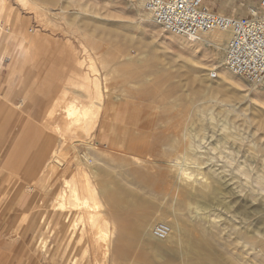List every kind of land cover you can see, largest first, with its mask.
Masks as SVG:
<instances>
[{
    "label": "rangeland",
    "instance_id": "374dc122",
    "mask_svg": "<svg viewBox=\"0 0 264 264\" xmlns=\"http://www.w3.org/2000/svg\"><path fill=\"white\" fill-rule=\"evenodd\" d=\"M3 1L16 15L14 23L22 16L27 32L30 28L39 38L9 84L20 39L11 43L5 34L0 42V264H65L67 257H76L77 264H236L219 245L190 236L191 218L202 207L229 228L221 243L238 256V264L240 259L255 264L254 255L240 249V230L253 236L264 230L256 220L264 203V83L228 71L219 49L208 41L210 33L190 39L167 31L145 9L144 0ZM205 2L220 13L245 15L260 0ZM95 23L128 33L136 45L112 47ZM73 54L81 65L71 60ZM127 61L138 69L136 79L123 74ZM160 68L173 73L180 87L169 98V108L145 93L146 87H155ZM193 81L204 93L183 105L178 124L173 111L179 97L190 94ZM88 92L93 99L85 97ZM90 100L96 103L86 117L77 121L68 114L71 104ZM124 171L134 174L124 179L119 173ZM137 178L143 188L122 186ZM199 180L219 192L184 198L197 192ZM76 191L90 201L89 208L75 199ZM61 192L62 212L78 219L70 228L82 231L76 240L63 232L64 216L52 211ZM114 196L121 214L135 215L132 222H118L135 238L129 253L119 258L114 253ZM183 198L186 216L181 218ZM140 217L148 223L143 233L137 230ZM158 222L171 225L168 238L153 236ZM108 239L113 243L104 255L97 244Z\"/></svg>",
    "mask_w": 264,
    "mask_h": 264
},
{
    "label": "bare ground",
    "instance_id": "6f19581e",
    "mask_svg": "<svg viewBox=\"0 0 264 264\" xmlns=\"http://www.w3.org/2000/svg\"><path fill=\"white\" fill-rule=\"evenodd\" d=\"M14 12L12 10V8L10 6H8V4L4 3L3 0H0V42L2 41L1 40V37L4 36L6 34V37H7V40L11 43H14L15 41L17 42L19 39H20V42H19V55H18V58L16 59V63L14 65V67L12 68L11 70V73H10V82H11V79H15L16 75L19 74L20 72H22V68H21V65L24 63V59L25 57L28 55V51L31 50L29 49V47L31 46V43L34 39H38L39 36L38 34H30V28L27 32V28H26V25H25V21L24 19L22 18V16H17V19H16V22L14 23ZM97 22V21H95ZM98 23V22H97ZM96 24V27H97V31H101V33H104V37L108 40H110V43L108 42V44H112L113 46L112 47H131V46H135L136 45V39H133L130 37V35H127L125 32H123L122 30L120 29H114L113 31H111L109 28H104L102 27V25L98 26ZM157 23V22H156ZM118 28V27H117ZM96 29V28H95ZM93 29V30H95ZM99 29V30H98ZM126 31H127V28H126ZM220 31H223V32H220ZM210 34H208L210 37V39H208L209 42H211L212 46H214L215 48L219 49V53L221 54V63L224 65L225 67V47H226V44H225V39L229 37V32L227 31H224V30H213L211 32H209ZM130 34V33H129ZM102 35H99V38L101 37ZM103 37V38H104ZM98 38V39H99ZM101 39V38H100ZM40 40V39H39ZM113 43H112V42ZM37 42V41H36ZM39 44V43H38ZM225 44V45H224ZM36 45V44H35ZM96 45V43H95ZM33 46V45H32ZM96 46H99V45H96ZM95 46V47H96ZM225 46V47H224ZM85 48V47H84ZM86 49V48H85ZM118 49V48H117ZM223 50V52H222ZM5 51V50H4ZM85 51V50H84ZM117 51V50H116ZM223 54V55H222ZM118 55V54H117ZM34 57V56H32ZM31 57V58H32ZM48 57V56H47ZM90 58V57H89ZM91 59V58H90ZM71 60H73L76 65H81L83 63V61L80 60L79 57H76L74 54L72 55L71 57ZM47 63V62H46ZM45 63V65H47ZM50 64V63H49ZM18 65V66H17ZM123 67H122V70H123V74H126L128 75V77H132V79H136L137 77H139V73H138V69L134 66V63H131L129 61L127 62H123ZM223 67V66H222ZM226 68V67H225ZM77 69V68H76ZM198 68L196 67L195 68V71L198 72ZM78 71V70H77ZM156 73V76H155V80H153V85H155V87H146L145 89V93L148 95L149 98H159V100L162 102V104L165 105L166 108H169L170 106V102H169V98L172 96V95H175L177 92H179L180 90V87L179 86H176L174 85L173 83V73H171L170 71L166 70V69H158L155 71ZM178 75V74H177ZM223 75V74H222ZM12 79V80H13ZM137 82L141 83V84H144L146 83V81L142 80V79H137L136 80ZM12 83V82H11ZM28 84V83H27ZM26 84L23 83V85L21 86V88H24ZM149 85V84H148ZM159 85H164L163 88H159V89H155L156 87L158 88ZM191 87H190V94L187 95V96H182V97H179V101H180V105H176V110L173 111V114H172V118H175V120L177 121V123H181V120H182V114L184 113V110H186V108L184 109L183 108V105L185 104H188L189 101L192 102L193 98L196 96V95H200V94H203L204 91L200 88H198L196 86V83L193 81L190 83ZM10 87V86H9ZM94 87L98 89V84L97 83H94ZM14 87L11 86V89L12 90ZM69 88V87H68ZM59 90V89H58ZM31 91H32V95H34V91L35 89L31 88ZM52 92V91H51ZM100 92V91H98ZM55 94V93H54ZM33 97V96H32ZM86 98H92V96L90 95V93L88 92V94L85 95ZM93 99V98H92ZM102 98H100L101 100ZM94 103H96V101L94 100H90V102H83V103H77V104H71L70 107L68 108V113L69 115H74L76 116V120H80L82 116H85L87 114L90 113V111L93 109V105ZM96 105V104H95ZM99 105L100 106H105V103H101L99 102ZM18 107V106H17ZM189 108V107H187ZM20 112L22 113L23 110L21 108H19ZM67 111V110H66ZM44 113V112H43ZM48 112H46L47 114ZM169 113V112H168ZM29 114V113H28ZM66 118L68 116H65ZM63 118H64V115H63ZM29 119V118H28ZM69 119V118H67ZM66 121V119H64ZM74 120V119H72ZM83 120V119H82ZM106 124L107 123H102V127L105 129L106 128ZM175 124V123H174ZM84 128V127H83ZM168 129V128H167ZM171 130V128H170ZM155 131V130H154ZM168 132V131H167ZM174 134H176L174 132ZM119 135V134H118ZM61 137V136H60ZM67 138V137H65ZM62 140V139H61ZM192 147V146H191ZM57 151V150H56ZM227 161H231V158L229 156L226 157ZM180 171V170H179ZM184 170H182L183 172ZM145 172V171H144ZM181 172V171H180ZM120 175H122L121 178H127L128 175H133L134 173L133 172H119ZM139 173V172H137ZM240 173L242 175L245 176V178H248V174L244 171H241L240 170ZM140 174V173H139ZM180 174V173H179ZM118 176V175H117ZM140 176V175H139ZM115 178V177H113ZM141 178V177H140ZM140 178H137L136 181L134 180H130V181H125L123 182L122 186L124 185L125 187L127 186H130L132 189H133V186L134 187H138L141 185V181L138 180ZM71 180V179H70ZM144 180V179H143ZM89 181V180H87ZM117 181V180H116ZM119 181V180H118ZM145 181V180H144ZM73 182V181H72ZM122 182V181H121ZM257 182L260 184L263 182L262 179H257ZM83 183V182H82ZM118 183V182H117ZM145 183V182H143ZM198 183L200 184V187H198L197 192L195 194H192L191 192L187 193V196H183L184 198H186L188 200V198H194L193 196L198 194V195H201V196H204L206 198H210L212 196L213 193H218L219 189H213V190H209L207 188V185L204 184V180H199ZM146 184V183H145ZM117 185V184H116ZM120 186V185H119ZM77 187V186H76ZM109 187V186H108ZM141 187L143 188L144 185H141ZM147 187V186H146ZM127 189V188H126ZM130 190V188H128ZM127 189V190H128ZM119 190V188H118ZM109 191H113L114 190H110ZM123 191V190H122ZM161 191V190H160ZM74 192V191H73ZM79 192V191H78ZM158 192V191H157ZM65 193V192H64ZM83 193V192H81ZM90 193V191H89ZM119 193V192H118ZM117 191H116V194H118ZM183 193V192H182ZM181 193V194H182ZM84 194V193H83ZM108 194H111V192ZM122 194V192L120 193V195ZM156 194V192H155ZM180 194V195H181ZM113 195V194H112ZM123 195L124 192H123ZM73 196V195H72ZM91 198H92V195L90 194ZM94 196V195H93ZM110 196V195H109ZM132 195H130L131 197ZM64 194L61 192L60 194V200L57 201L56 203H53L51 204V207H53L52 211L54 209H57L59 210L58 211V215H62L64 216V220H63V224L62 226H64V229H63V232L65 231L67 237L70 238V241L74 240L78 235L82 234V231L80 228H70L71 226H76L77 222H78V219H73L72 216L70 214H68L67 212H62L65 210V202L63 200H65L64 198ZM74 197L75 199H80L77 191L74 193ZM84 197V196H83ZM108 197V196H107ZM128 197V196H127ZM125 197V199L127 198ZM90 198V197H89ZM95 198V197H94ZM118 196H114V199H115V204H111L115 210L113 211L112 213V222L113 220L115 221V231L114 233L116 234V244H115V249H114V253H116L117 255V258L120 257V255H123V254H128L129 253V248L131 247V241L135 238L134 235L132 234V229H128L127 226L123 227V228H119L118 227V222H129L132 218L135 217L134 214L132 213H127V214H121L120 213V209L118 207V202H117V199ZM123 198V197H122ZM184 198H183V202L180 203L179 205V211H180V216L181 218H184V213H183V207H184ZM107 199V198H106ZM109 199V198H108ZM107 199V200H108ZM120 199V197H119ZM124 199V198H123ZM130 198H128L129 200ZM72 200V199H71ZM81 200V199H80ZM92 200V199H91ZM121 200V199H120ZM127 200V199H126ZM125 200V201H126ZM82 203H84L87 207L90 205L89 204V200L88 199H82L81 200ZM93 201V200H92ZM112 201V200H111ZM122 201V200H121ZM137 201V200H136ZM135 201V202H136ZM117 202V204H116ZM124 201H122L123 203ZM120 203V201H119ZM148 203V202H147ZM150 203V202H149ZM148 203V204H149ZM77 204V203H76ZM125 203L124 202V205L122 206H125ZM131 204V203H130ZM137 204V203H136ZM84 205V206H85ZM121 205V204H120ZM119 205V206H120ZM139 205V204H138ZM142 205V204H140ZM260 209H257L259 215L257 216V221L258 222H262L263 226L264 227V203L260 204ZM143 206V205H142ZM121 207V206H120ZM130 207V206H129ZM135 207V206H134ZM148 207V205H147ZM83 208V207H82ZM89 208V207H88ZM67 209V208H66ZM138 210V209H137ZM89 213V212H88ZM135 213V212H134ZM144 213V211H143ZM145 214V213H144ZM59 216V217H60ZM98 216V215H97ZM142 217V216H141ZM140 217V220H137L139 221L138 223V227H137V230H139L138 232H144L146 230V227L148 226L146 222L141 221ZM212 215L210 214V212L207 211V208L205 207H202L201 208V211H198L194 214V216L191 218V228L189 229V234L192 238H195L196 240H205V241H208V242H213L217 245H219L220 247H222L228 254L229 256L232 258V260L234 261V263L238 264L239 262V258L238 256L230 253L227 249V246H225L224 244L221 243V239H222V236H223V233L224 231H228L229 228L227 229L226 227H224L222 225V223L216 221L215 219L211 218ZM137 218V216H136ZM180 218V219H181ZM243 218V217H242ZM105 219V223H109L110 222V219ZM98 220V218H93L92 222H96ZM101 220V219H100ZM129 220V221H128ZM133 220V219H132ZM135 220V219H134ZM77 221V222H76ZM136 221V220H135ZM61 222V221H60ZM76 222V223H75ZM101 222V221H100ZM132 222V221H130ZM62 223V222H61ZM93 223V225H94ZM136 223V222H135ZM132 224V223H130ZM179 224V223H178ZM108 226V225H107ZM122 226V225H121ZM234 230V228H232ZM259 229V228H257ZM260 229H263V228H260ZM62 230V229H61ZM136 230V231H137ZM260 231V230H259ZM264 231V230H263ZM263 231H261L260 233H258L257 235L253 236L249 233H246L245 231H242L240 230V242H242L241 246H240V249L242 252H244L243 254H249L250 255H254L255 259L256 260V263L255 264H264V233H262ZM172 232V230H171ZM170 232V233H171ZM169 233V235H170ZM86 234V233H85ZM153 234V232H152ZM87 235V234H86ZM168 235V236H169ZM101 236V234H100ZM137 236V235H136ZM154 236V235H153ZM168 236L166 238H168ZM138 237V236H137ZM155 237V236H154ZM68 238V239H69ZM158 239V238H157ZM76 240V239H75ZM82 242V241H81ZM133 242V241H132ZM112 240L111 239H108L107 241L103 242V243H99L97 244V248L100 249V251L104 254V255H107L108 252L110 251L111 249V246H112ZM114 247V246H113ZM46 248V247H45ZM99 252V251H97ZM245 256H249V255H245ZM251 257V256H250ZM249 257V258H250ZM247 258V257H246ZM251 259V261L253 260ZM67 261H65V264H77V260H76V257H72V258H69L67 257L66 259ZM242 260L240 259V264H246V263H243L241 262ZM248 262V261H246ZM250 262V261H249ZM248 262V263H249ZM253 263V262H252Z\"/></svg>",
    "mask_w": 264,
    "mask_h": 264
},
{
    "label": "built area",
    "instance_id": "2783aa9c",
    "mask_svg": "<svg viewBox=\"0 0 264 264\" xmlns=\"http://www.w3.org/2000/svg\"><path fill=\"white\" fill-rule=\"evenodd\" d=\"M144 7L158 24L178 36L199 39L213 30L229 32L226 69L250 83H264V0L250 6L245 15L217 12L205 0H144ZM210 76L215 78L217 73ZM152 232L166 238L171 225L158 222Z\"/></svg>",
    "mask_w": 264,
    "mask_h": 264
},
{
    "label": "crops",
    "instance_id": "0c3cea01",
    "mask_svg": "<svg viewBox=\"0 0 264 264\" xmlns=\"http://www.w3.org/2000/svg\"><path fill=\"white\" fill-rule=\"evenodd\" d=\"M9 78H10V75H9V77H8V84L10 83V80H9Z\"/></svg>",
    "mask_w": 264,
    "mask_h": 264
}]
</instances>
